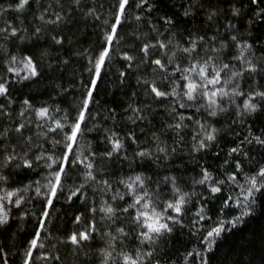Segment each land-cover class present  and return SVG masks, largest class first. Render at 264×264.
<instances>
[{
    "label": "trees",
    "instance_id": "1",
    "mask_svg": "<svg viewBox=\"0 0 264 264\" xmlns=\"http://www.w3.org/2000/svg\"><path fill=\"white\" fill-rule=\"evenodd\" d=\"M15 0H0V6L6 3H14ZM156 4L157 0H149ZM117 0H83L81 9L72 8V0H29V4L23 10L9 9L6 14L0 15V28L4 20H11L13 26L27 29L26 32H18L15 36L3 39L7 33H0V77H11L8 80V95L0 96V104L6 105L7 111L11 113L9 117L6 113L0 114V131L4 128L12 129L17 122L31 121L27 125L30 131H25L24 135H33V148L31 155L40 154V145L44 150L52 152L59 156L60 145L53 144V131L44 125L47 121L37 116L33 109L44 106H57L60 109L67 110L69 118L75 115L79 106V101L84 92L83 85L88 83L90 73L88 71L92 65L89 63V57L95 58L98 49L104 41V33L107 30L105 21H110L115 9ZM95 8L99 14L97 17H85L82 13L84 5ZM192 4V13L184 17L181 15L186 10L187 5ZM204 5L203 8L196 7ZM241 8L239 16L231 12L232 6ZM162 6L170 9L167 14L176 13L175 19L179 21V29L184 33L183 36L177 29L175 40L184 45L185 38L191 33L205 36L207 42L208 36L217 35L218 39L229 40L231 35H236L240 39L251 40L254 44L256 56L264 52V48L255 47L256 40L264 41V22L256 18L253 14L257 7L264 8V3L258 5L252 0H162ZM45 13V20L39 18V13ZM61 8L66 12L69 8L72 11L68 13L67 20L59 24L47 22V18L52 17L53 13H60ZM216 8L217 14L211 20L207 18V10ZM141 12V20L135 19L136 12ZM131 19L123 21V28L119 30V37L114 41L113 51L107 58L104 66L101 68V77L97 82V89L94 92V104L90 105L91 117L83 125L85 128L83 137L79 138L81 146L84 148L85 155L90 150L97 154L112 151L109 136L116 133L113 138L122 141L123 147L112 157H105L103 160L96 159L95 164L98 169L96 181L107 179L111 185L110 191H105L102 184L90 182L87 189V202L85 200L73 199L67 200L61 195L54 201L55 207L51 209V223L56 227L49 225L53 236L57 234L66 236L72 231H79L86 228L90 220H95V232H90L91 239L82 242V246L77 248L71 242L58 244L56 251L60 253V260H47L37 257L36 264H100L102 253L99 251L105 248L108 242V232L116 235V229L125 228L123 243H117L116 252H132L134 248L147 250L149 244L147 241L141 243L138 233L142 231L140 227H133L128 213L117 211L116 215L109 219L102 209L105 201L116 209H122L129 203L128 196L125 195L123 201H113L111 197L117 193H124V186L120 180L141 173L147 177L146 183H149V190L152 186L160 185V199L168 200L172 196L170 190L172 187L171 177H176L177 187L185 192H195L197 197L205 191L195 181L201 178L200 170L202 167L208 168L213 173V178L223 179L221 173H228L233 169L225 166L224 161L231 163L233 160L240 159L245 165V171L254 170L252 167L256 163L264 164V150H262L255 141L253 135H260L264 131V115L248 114L241 111L242 118L237 117L240 111V105H243L244 99L240 95L220 98V105L225 109L218 112L214 117L208 116V111L201 108L197 114L196 106L191 108L180 107L187 98L180 99L176 96L156 97L149 93L145 81H156L157 87L162 91L170 92L174 84L182 79L180 74H164L163 70L156 69L149 63L148 58L140 53L141 37L136 36L137 32L147 34L143 42L149 40L165 39L166 35H157L153 33L146 23L145 18H151L156 23L158 15H164L158 8L155 12L141 7L136 9L135 5L128 9ZM54 18V17H53ZM252 20L249 25L248 21ZM228 21L235 26L236 31L232 32L226 27ZM36 28L41 32L33 34ZM159 33H164L163 28L158 29ZM61 35L65 39L62 46H58L51 39L52 36ZM24 37V39H21ZM211 45H209L210 47ZM201 55H203V45ZM218 47V45H217ZM41 58V53L45 52ZM171 50V49H169ZM127 51L133 57V61H128L126 57L118 55L120 52ZM227 56L222 59L225 63L236 65L237 62L230 60L229 57L237 55L234 48L226 49ZM163 60V50L153 49L149 56L152 60L156 59V54ZM9 54H14L18 58L24 55H32L37 61L39 77L24 79L16 74L9 73L4 61L8 59ZM211 55V52L208 53ZM217 64L219 60L216 61ZM133 66L128 67L129 64ZM186 61L181 60L182 66ZM14 67L21 68L23 75V66L13 64ZM121 72L124 74L121 75ZM227 79L228 70L221 73ZM162 75L166 78L161 79ZM2 82V81H0ZM239 86L238 91L247 93L256 89L264 91V78L259 75L251 76L249 73H243L239 78H234V83L229 87ZM223 84L217 85L221 87ZM180 91V89H177ZM12 103L8 104V99ZM25 98L31 101V105H25ZM254 102L261 103L254 98ZM202 99H197V105H203ZM139 108L136 112L134 109ZM21 109L23 113L21 114ZM115 110L114 112L112 110ZM187 112L193 119L185 120V127L177 129L175 124L179 122L178 113ZM143 117L141 119L140 117ZM196 120L209 121L214 125L218 132L216 140L207 142L209 147L206 149L195 150L193 136L198 140L199 129L195 123ZM39 125V127H38ZM169 125H173L169 127ZM249 128L251 129L249 131ZM49 132L48 137L41 136L40 133ZM128 133L135 137L133 141ZM18 133L9 131V137L18 136ZM61 140L62 135L57 133L54 137ZM247 138L243 150L248 152V158H241L239 153H229L230 148L236 147ZM18 143L17 139L5 140L0 137V144ZM163 148L165 151H160ZM145 149L151 155L141 156L140 150ZM0 155V161H2ZM79 171H83L81 166ZM50 171L43 162H34L31 169L18 167L13 170L11 179L14 183L10 186L17 187L26 184L29 180H40L43 185V177ZM7 174V173H5ZM169 179H165V178ZM66 191V190H65ZM80 195L79 193L77 194ZM218 195V194H217ZM30 202L23 205L20 211L30 209L27 216H20V211L15 207L11 210V219L9 227L0 229V264L6 259L8 264H22V257L27 250V241L31 239V234L35 226L40 201L44 199L38 196L34 188L30 189ZM192 197V202L208 203L210 201L199 200ZM218 203V201H217ZM96 207L95 213L88 209ZM194 209L189 212L193 215ZM83 213L82 222H74V215ZM194 218V217H193ZM187 217L185 223L187 224ZM256 231L257 239L255 241L257 251L260 247V234L264 232V218L251 221L243 232H236L228 237L227 243L221 245L218 251L213 253L212 264H234L237 260L244 262L249 260L247 252L241 255V245L246 244L245 237ZM45 233H42V238ZM54 241L44 240L45 248ZM157 249L156 259L161 260V264H197L188 252H192L199 245L190 233L189 228H175L171 235H168L152 244ZM115 255V253H114ZM116 264H124L122 260L117 259Z\"/></svg>",
    "mask_w": 264,
    "mask_h": 264
},
{
    "label": "snow or ice",
    "instance_id": "2",
    "mask_svg": "<svg viewBox=\"0 0 264 264\" xmlns=\"http://www.w3.org/2000/svg\"><path fill=\"white\" fill-rule=\"evenodd\" d=\"M253 3H264V0H252ZM83 0H72V8L81 9ZM29 4V0H15L14 3H6L0 6V15L6 14L9 9L23 10ZM135 5L136 9L141 7L150 9L155 12L158 8L164 15L156 17L157 22L153 23L151 18H145L146 23L150 30L157 35H166L165 39L149 40L147 43L143 39L147 38V34L137 32L136 36L141 37L140 53L142 56L148 58L149 63L153 66L154 72L156 69L163 70L164 74H180L182 77L179 83L174 84L170 92L162 91L157 87V82L145 81L149 93L156 97L176 96L180 99L187 98L185 103L180 104V107L191 108L196 106L197 114L201 108L208 111V116L214 117L220 111L225 109L220 105V98L240 95L244 99L243 105L238 106L240 111L237 112V117L242 118L243 114H257L264 115V91L250 90L247 93L239 92L236 87H229L230 82L234 83V78H239L243 73H249L251 76L259 75L264 78V52L256 56L254 51V44L251 40L240 39L236 35H231L229 40L218 39L217 35L208 36L207 42L204 35L198 33L193 35L189 34L185 38L184 45L174 37L176 32L172 29H177L180 35L184 33L179 29V21L175 19L176 13L172 12L171 15L167 14L170 9L162 6V0H157L156 4L150 3L149 0H117L114 12L110 21H105L107 30L104 33V41L98 49L95 58L89 57V63L92 65L88 69L90 76L88 83L83 85L84 92L79 101V106L75 115L69 118L67 110L60 109L57 106H49L45 104L39 108H34V113L44 118L47 123L44 125L53 131V144L60 145V155L54 154L55 150L49 152L43 149L40 145L41 152L32 156V150L36 145L33 143V135H24V132L30 131L27 125L31 121L17 122L12 129L4 128L0 131V137L5 140L17 139L18 143L13 144H0V229L8 228L11 219V210L13 207L20 211L21 206L27 205L30 202V189L34 188L38 196L44 197L40 201V208L38 216L31 234V239L27 241V250L22 257V264H36V252L39 257L47 260H60V253L56 251V247L61 243L71 242L77 248L82 246V242L91 239L90 232H95V220H90L85 229L79 231H72L66 236L56 235L53 236L52 232L48 230L49 225L55 228L56 225L51 223L52 212L51 209L55 207L54 201L58 200L61 195H64L67 200H72L76 197L80 200L87 202V189L90 187V182H96L104 186L105 191L111 190V185L107 179L96 181L98 169L95 161L97 158L103 160L105 157H112L114 152H119L122 147V141L118 138H113L116 133H111L109 136L112 151L97 154L90 150L85 155L84 148L79 142V138L83 137L85 125L91 117L90 105L94 104V92L97 89V82L101 77V68L104 66L107 58L115 51L113 48L114 41L119 37V30L123 28V21L131 19L128 9ZM198 8H203L204 5H197ZM69 8L66 12L61 8L60 13H53L52 17L47 18V22L51 24H59L61 21L67 20L68 13L72 11ZM193 5L189 4L186 10L181 13L182 16L187 17L192 13ZM231 12L235 16H239L241 8L231 7ZM39 13V18L45 20V13ZM85 17H97L95 8L88 7L86 4L82 9ZM217 14L216 8L207 10V18L212 19ZM141 12L137 11L135 19L141 20ZM256 18L264 22V8L257 7L253 14ZM54 17V18H53ZM249 25L252 20L248 21ZM3 27L0 28V33H7L3 39L9 40V37L15 36L18 32L27 29L17 28L13 26L11 20H4ZM226 27L232 32L236 31L235 26L228 21ZM163 28L164 33H159L158 29ZM41 29L36 28L34 35L40 33ZM24 39V37H21ZM51 39L58 46H62L65 37L61 35L52 36ZM201 45H203V55H201ZM209 45H211L209 47ZM218 45V47H217ZM255 47L264 48V41L256 40ZM234 48L237 55L229 57L230 60L237 62L236 65L225 63L222 59L227 56L226 49ZM153 49L163 50L164 59L156 54L157 58L152 60L149 53ZM171 49V50H169ZM211 52V55L208 53ZM46 54L42 52L41 58ZM127 58L128 61H133V57L127 51L120 52ZM181 60L186 61L182 66ZM217 60L219 63L217 64ZM7 66V71L16 74L20 78L29 79L31 77H39L37 61L33 59L32 55H24L17 57L14 54H9L8 59L4 61ZM13 64L23 66V75H21V68L14 67ZM133 65H128L131 68ZM224 70H228L227 79L221 74ZM124 73L121 72V75ZM166 78L162 75L161 79ZM11 77H0V96L8 95V80ZM223 84L221 87L217 85ZM180 89V91H177ZM204 101L203 105H197V99ZM254 98L258 99L261 103L254 102ZM12 101L9 98L8 104ZM25 105L30 106L31 101L25 98ZM115 111L114 109L112 110ZM134 111L139 112L140 109L136 108ZM7 114L11 117V113L7 111L6 105L0 104V114ZM23 109H21V114ZM179 122L175 124L177 129L185 127L184 121L191 120L193 117L187 112L177 114ZM143 119V117H140ZM199 129V139L195 135L193 148L195 150L206 149L209 147L207 142L215 141L218 129L209 121H195ZM173 125H169L172 127ZM39 127V125H38ZM251 129L249 128V131ZM9 131L18 133V136L9 137ZM57 133L62 135L61 140H56L54 137ZM41 136L48 137L49 132L44 131L40 133ZM128 136L135 141L132 133ZM252 140L264 150V131L260 135H253ZM245 141L236 147L230 148L229 153H239L241 158H248V152L243 150ZM160 151H165L163 148ZM139 155H151L145 149H141ZM264 159V157H262ZM43 160L46 167L50 169L47 174L42 178L44 184L40 180H29L26 184L17 187L10 186L14 183L11 179L13 170L18 167L31 169L34 162ZM225 166L233 169L232 171L224 174L221 173L223 179L213 178V173L208 168L202 167L200 170L201 178L194 183L203 186L205 191L200 193L197 197L195 192H185L177 187L176 177H171L172 187L170 194L171 199L161 200V193L159 191L160 185L156 184L149 190V183H146L147 177L141 173H136L134 176L127 179L120 180L124 186V193H117L111 199L113 201H123L125 195L128 196L129 203L122 209H116L106 201L102 205L103 211L107 217L111 219L116 215L117 211L128 213L133 227H140L143 229L138 233V238L143 243L147 241L149 247L147 250L134 248L132 252L121 251L116 252L117 243L122 244L125 235V228L119 227L116 229V235L113 236L108 232V242L105 248L100 249L102 259L100 264H116L117 259L122 260L124 264H161L160 259H156L158 255L157 249L152 247V244L159 239L171 235L175 228L183 229L189 228L191 234L194 235L199 247L194 248L192 252H188L187 256H191L193 260H197V264H212L214 259V251H218L221 245L227 243L228 237L236 232H243L251 221L264 218V164L256 163L252 167L254 170L245 171V165L241 163L240 159L233 160L229 163L228 160L224 161ZM83 166V171L78 169ZM7 173V174H5ZM169 179V178H165ZM66 190V191H65ZM80 194L79 196L77 194ZM218 194V195H217ZM197 197L199 200L210 201L213 206L208 203H195L191 198ZM218 201V203H217ZM194 209L193 215L189 212ZM30 209L20 211V216H27ZM89 212L95 213L96 207L88 209ZM84 214L77 213L74 215V222H82L81 218ZM187 217V224L185 223ZM194 217V218H193ZM42 233L45 235L42 238ZM54 241L45 248L44 240ZM257 234L253 229L249 236L245 237L246 244L241 245V255L245 252L249 254V260L244 262L237 260L234 264H264V232L260 234V247L257 251L256 241ZM2 251V250H0ZM115 253V255H114ZM3 264H8L5 259Z\"/></svg>",
    "mask_w": 264,
    "mask_h": 264
}]
</instances>
